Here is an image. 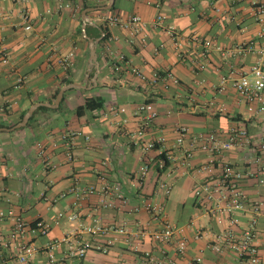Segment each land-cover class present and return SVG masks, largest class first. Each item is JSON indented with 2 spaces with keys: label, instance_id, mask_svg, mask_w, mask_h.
Returning a JSON list of instances; mask_svg holds the SVG:
<instances>
[{
  "label": "crops",
  "instance_id": "obj_1",
  "mask_svg": "<svg viewBox=\"0 0 264 264\" xmlns=\"http://www.w3.org/2000/svg\"><path fill=\"white\" fill-rule=\"evenodd\" d=\"M108 1L0 0L2 127L18 123L34 103L54 104V94L65 85L66 77L84 85L67 90L58 105H44L51 109L40 110L31 123L14 130L0 129V210L13 209L29 222L43 220L51 224L47 235L25 233L8 247L0 244V264H50L42 253L27 263L21 262L17 244L32 242L41 246L52 237L63 236L81 221L98 218L107 225L125 221L131 226L145 222L149 219L145 211L131 212L143 197L167 199L170 220L183 229L180 236L187 237L190 242L180 264H237L234 253L219 254L208 247L212 232L221 227L196 203L193 195L195 183L202 178L197 168L205 159L204 153H196L192 166L175 168L172 192L164 198L158 188V170L154 162L147 176L138 181L142 162L146 157H157L159 150L145 154L131 141L129 131L138 124L139 104L152 101L160 113L153 133L162 132L167 139L159 147L181 157L183 148L175 145L179 125L198 133L227 130L235 123L244 122L250 143L226 152L224 157L245 173L260 170V164H264L260 151V142L264 139V112L250 113L230 85L225 89L219 86L220 78L231 70L249 69L257 53L244 48L223 59L215 48L205 60V68L200 69L197 67L199 45L193 40V35L211 38L225 49L255 42L260 25L251 14V4L249 0H115L113 10L101 12L119 21L106 22L109 52L99 47V43L97 45L99 72L95 83V67L91 71L88 69L89 41H83L78 29L81 27L83 32L87 13L92 22L89 21L87 27L91 26L92 34L101 32L100 12L94 7L106 5ZM85 4L96 6L85 7ZM159 13L165 15L163 25L154 27ZM135 15L143 22L138 31L129 23ZM28 25L30 28H26ZM168 25L179 32L180 45L169 35ZM69 52H73V66L65 70L59 56ZM118 52L124 53L129 63L146 78L131 72L113 71V54ZM157 71L163 74L170 71L178 83L153 81ZM18 76L23 77V82L15 87ZM89 96L101 97L103 107L78 116L76 107ZM119 107H125L126 112L114 114L111 111ZM70 130L81 132L74 149L76 159L72 162L67 161L61 142V135ZM40 144L45 146L44 153L51 155L58 164L56 169L44 167ZM76 181L92 185L99 192L80 199L73 194L60 197ZM114 184H118L129 199L126 206H109V200L115 199L109 195ZM243 189L249 199L262 202L257 244L261 264H264V183H258L255 176H247ZM72 210L78 212L76 221L67 217L56 221L59 211L69 213ZM11 227L9 220L0 222L5 238H10ZM197 228L205 231L204 237L193 238ZM149 247L146 241L142 248ZM196 256H201L203 262L197 263ZM82 264H140V259L139 253L117 243L107 253L90 250Z\"/></svg>",
  "mask_w": 264,
  "mask_h": 264
},
{
  "label": "built area",
  "instance_id": "obj_2",
  "mask_svg": "<svg viewBox=\"0 0 264 264\" xmlns=\"http://www.w3.org/2000/svg\"><path fill=\"white\" fill-rule=\"evenodd\" d=\"M249 2L251 14L260 25L255 42H251L249 45L242 43L234 49H225L217 45L211 38L193 35V40L199 45L197 67L200 69L205 68V60L215 48L220 51L223 59L229 58L244 48L257 53V57L249 69L231 70L228 75L220 78L219 86L221 89H225L230 85L239 98L245 102L250 113L260 114L264 112V0H249ZM164 19L165 15L159 13L154 21V27L163 25ZM98 21L106 27V22L117 23L119 19L112 15L99 13ZM129 23L133 25L134 31L140 30L143 26L142 19L138 15L132 16ZM26 28H30V25ZM167 31L175 39L176 44L180 45V34L175 27L168 25ZM105 34L103 31L102 36ZM257 42L260 44L257 45ZM106 49L109 52V43H107ZM113 58V71L131 72L143 79L146 78L138 68L129 63L124 53H115ZM6 60L7 57L4 58V61ZM59 62L65 70L71 68L73 52L59 56ZM152 80H173L174 83H178V79L170 71H166L164 74L159 71L154 72ZM22 82L23 77L18 76L15 87L20 86ZM111 111L114 114H120L125 113L126 108H111ZM136 115L138 124L129 131L131 141L145 154L159 150L157 157H146L142 162L138 181H142L147 176L154 162L158 170V188L164 198H167L174 186L175 168L178 165L192 166L196 153H204L205 159L197 168L202 173V178L195 183L193 195L196 203L201 205L221 227L212 232L208 247L219 254L234 253L237 257V264H261L257 239L259 234L258 217L263 213L262 202L248 198L243 189V181L247 176H255L258 183H264V164H260V170L257 171L263 173L261 176L255 171L245 173L235 163L224 157L226 152L250 143L247 125L244 122H239L227 130L218 129L198 133H192L186 126L179 125L176 127L177 136L175 139V145L183 148L182 156L179 157L174 151L163 150L159 147L167 139L162 132L153 133V128L160 116L154 102L143 101L140 103ZM80 134V131L70 130L61 135V142L64 145L68 162L76 159L74 149ZM260 143V151L264 156V139ZM40 148L44 167L47 170L56 169L58 164L53 161L51 155L44 153L45 146L40 144ZM105 190L103 189V192ZM97 191V188L92 185H81L76 181L68 190L62 192L60 197L73 194L80 199ZM109 195L115 198L109 200V206L118 204L126 206L129 201L118 184L111 186ZM114 201L118 202L114 203ZM166 201L167 199L143 197L140 204L133 207L131 212L145 211L149 219L145 222H136L132 226L125 221L107 225L100 219L94 218L90 222H79L74 229L63 236L52 237L41 246L32 242H20L17 244L18 259L27 263L36 254L42 253L50 264L66 262L82 264L90 250L107 253L112 246L121 243L126 248L139 253L140 264H180L181 259L186 256L190 242L187 237L180 236L183 229L170 220L166 211ZM63 217H67L70 221H76L79 215L75 210L69 213L59 211L56 221L58 222ZM6 220L11 221L12 225L9 233L10 238H5L0 230V244L7 247L25 233H32L35 236L47 235L51 228V224L43 220L29 222L13 209L0 210V222ZM204 234L203 229L197 228L193 238L200 239L204 237ZM146 241H149L150 247L143 249ZM195 261L202 263L203 259L201 256H196Z\"/></svg>",
  "mask_w": 264,
  "mask_h": 264
},
{
  "label": "water",
  "instance_id": "obj_3",
  "mask_svg": "<svg viewBox=\"0 0 264 264\" xmlns=\"http://www.w3.org/2000/svg\"><path fill=\"white\" fill-rule=\"evenodd\" d=\"M182 1L188 2L189 0H182ZM114 3H115V0H109L106 5L94 7V9L95 10H108L114 5ZM84 17H85V22H84V25H83V34L89 41V44H88V46H89V67H88V69H89V71H91L93 69V67H95L96 73L94 74V82L97 83L96 77H97V72H99V62L97 60V45H98V43H99L101 38L100 37L99 38H90L88 36L86 28H87L88 22L89 21L91 22V20L88 18L87 13H85ZM82 86H84V85L81 84V83H77V82H72V83L65 84L64 86H62L59 89L56 97L53 99L54 104L47 103V102L34 103L25 112V114L23 115L22 119L18 123H16L12 127H2V126H0V129L14 130L16 128H20V127L25 126L28 123V121L30 120V118L32 117V115L34 114V112L40 106H44V105L56 106L63 99L64 93L67 90H69V89H71L73 87H82Z\"/></svg>",
  "mask_w": 264,
  "mask_h": 264
},
{
  "label": "trees",
  "instance_id": "obj_4",
  "mask_svg": "<svg viewBox=\"0 0 264 264\" xmlns=\"http://www.w3.org/2000/svg\"><path fill=\"white\" fill-rule=\"evenodd\" d=\"M181 1V0H180ZM89 6H96L95 5H89V4H85V7H89ZM115 7V5H113L108 11H111L113 10ZM99 12H105L104 10H99ZM102 31H105V35L102 36V31H97L96 33L92 34L91 32V26L89 25L87 27V34L89 36H93L94 38H98V37H101L100 39V42H99V47L102 46L103 48H106V45H107V41H108V38H109V32H108V29L107 27H104L102 26ZM78 33L81 35L82 39L84 42H88V39L86 37L83 36V32H82V29L81 27L78 29ZM74 80L73 78H70V77H66L64 79V84H68V83H72ZM59 89H57V91L55 92L54 96L57 95ZM65 98V97H64ZM63 98V100H64ZM103 99L99 96H89L85 99L84 103L83 104H80L76 107V114L78 116H83L87 111H93V110H99L103 107ZM51 108L47 107V106H40L35 112L34 114L32 115V117L30 118V120L28 121L27 124L31 123V121L35 118L36 114L40 111V110H49ZM24 114V113H23ZM23 116V115H22ZM0 126H4L3 124H0Z\"/></svg>",
  "mask_w": 264,
  "mask_h": 264
},
{
  "label": "rangeland",
  "instance_id": "obj_5",
  "mask_svg": "<svg viewBox=\"0 0 264 264\" xmlns=\"http://www.w3.org/2000/svg\"><path fill=\"white\" fill-rule=\"evenodd\" d=\"M87 55H89V49H88V47H87Z\"/></svg>",
  "mask_w": 264,
  "mask_h": 264
}]
</instances>
